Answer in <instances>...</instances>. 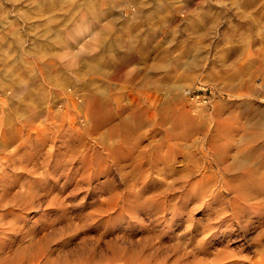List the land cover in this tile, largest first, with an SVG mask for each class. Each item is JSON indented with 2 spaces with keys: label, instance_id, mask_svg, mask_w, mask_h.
<instances>
[{
  "label": "rangeland",
  "instance_id": "rangeland-1",
  "mask_svg": "<svg viewBox=\"0 0 264 264\" xmlns=\"http://www.w3.org/2000/svg\"><path fill=\"white\" fill-rule=\"evenodd\" d=\"M47 1L52 7L39 11L38 0H0V264H63L130 236L149 245L154 264L167 257L168 264H264V193L243 204L240 216L227 186L246 173L239 165L228 170L234 158L264 146V136L248 137L264 135V0L245 7L243 0H96L98 14L84 10L88 0L64 2L70 10ZM202 6L212 14L203 17L204 33L192 34L189 19ZM166 49L172 57L156 69ZM128 50L135 55L122 71L87 68ZM201 87L216 96L197 106L188 93ZM99 89L118 113L109 126L91 118ZM142 110L146 128L111 138L112 127ZM163 112L170 119L164 128L193 133L165 138ZM120 144L137 146L136 163L110 155ZM39 181L51 183L29 206L12 199ZM106 183L116 198L102 191ZM33 243L37 252L26 247Z\"/></svg>",
  "mask_w": 264,
  "mask_h": 264
},
{
  "label": "bare ground",
  "instance_id": "bare-ground-1",
  "mask_svg": "<svg viewBox=\"0 0 264 264\" xmlns=\"http://www.w3.org/2000/svg\"><path fill=\"white\" fill-rule=\"evenodd\" d=\"M47 0H38V4H39V7L37 10H41L42 11V8H46L48 7V9L50 8L49 5H47L46 7L45 4L48 2H46ZM53 1V0H52ZM58 2L57 3H60L59 5L60 6H63L66 4L64 2L66 1H70V0H57ZM85 1V0H83ZM252 0H243V6L245 7V5H250ZM53 3V2H52ZM17 4V3H16ZM55 4V3H54ZM68 4V3H67ZM66 4V6H68ZM238 9L240 8H244L241 3L238 4ZM53 4H51V7H52ZM163 5V4H162ZM160 6V10L158 12L161 13V19H163V16L162 14L164 15V13L166 12V8L164 6ZM55 6V5H54ZM58 6V4H57ZM71 6V5H70ZM82 6V5H81ZM80 6V7H81ZM6 7V6H4ZM56 7V6H55ZM69 7V6H68ZM68 7L67 10H68ZM79 7V8H80ZM84 10H88V11H91L95 14H98L100 10H98V7H97V3H96V0H88L87 1V5H84ZM82 7V8H83ZM66 8H62V9H66ZM196 8V7H195ZM60 8H58L59 10ZM71 8L69 7V10ZM199 13L196 14L194 12V14H196V16L194 18H191L189 19L190 21L188 22V26L193 30L192 34L195 32V28L198 29V31H201V34L204 33V31H202V29H206L204 28L206 26V22L204 20L203 17H205L204 15H210L212 14L211 10H209L208 8H204L202 6V8H199ZM39 10V11H40ZM44 10V9H43ZM47 10V8H46ZM57 10V7L55 9V11ZM80 10V9H78ZM165 10V12H164ZM167 10H169L167 8ZM176 10V9H175ZM196 11V10H195ZM234 11V10H233ZM50 12H53L50 11ZM167 13V12H166ZM198 15V16H197ZM44 17V16H43ZM47 17V16H46ZM207 18V17H206ZM52 22L56 21V18L52 17L50 18ZM45 20V19H44ZM163 21V20H162ZM50 22V21H49ZM84 22V20H83ZM42 23V22H41ZM52 24V23H51ZM51 24L49 23L48 25L51 26ZM78 25V24H77ZM48 26V27H49ZM247 26V25H246ZM46 29V31L49 32L50 28ZM207 27V26H206ZM84 28V27H83ZM201 29V30H200ZM69 30V29H68ZM196 31V32H198ZM203 32V33H202ZM200 33V32H199ZM208 33V32H206ZM18 34V33H17ZM233 34V33H232ZM231 34V35H232ZM42 35V34H41ZM62 34L58 35V37H61ZM57 36V35H56ZM40 37V36H39ZM54 37V35H53ZM41 38V37H40ZM127 38V37H126ZM124 39V38H123ZM128 41V40H127ZM45 45V44H44ZM35 46V45H34ZM9 47V46H8ZM41 46H39L40 48ZM61 47V46H60ZM38 48V49H39ZM43 49L45 47H42ZM155 49V48H154ZM6 50V49H5ZM44 50H47V49H44ZM42 50V51H44ZM37 51V50H35ZM39 51V50H38ZM143 51V50H142ZM146 51V50H144ZM152 51V50H151ZM150 51V53H151ZM155 51V50H154ZM141 52V51H140ZM146 52H149L148 50ZM170 50H167L166 49V52L163 53L164 55L162 56V58L159 60L160 62L157 63L156 65V69L157 68H161L164 66V60L167 59L168 57H170ZM35 53V52H34ZM135 55V53L131 50H128L125 54H123V56H120V58H113L112 59H104V58H98V59H95L93 60L92 62H89V64L87 65V68L89 71L93 72V73H105L109 70H116L117 71H122L127 65L129 62H127L128 59H130L131 56ZM162 55V53H161ZM182 55V53H181ZM228 55V54H226ZM2 57V56H1ZM136 58L138 59H141L142 58L144 59V56L140 55V56H135ZM227 57V56H226ZM225 57V58H226ZM257 57V56H256ZM134 58V57H133ZM229 58V57H227ZM159 59V58H158ZM222 59V58H221ZM223 60V59H222ZM129 61V60H128ZM134 61V60H133ZM145 61H146V58H145ZM143 61V62H145ZM178 61V60H177ZM224 61V60H223ZM24 62V61H23ZM127 62V63H126ZM227 62V61H226ZM252 62V61H251ZM125 63V64H124ZM142 63V62H141ZM179 63V61H178ZM51 64V63H50ZM162 65V66H161ZM170 65V64H169ZM168 66V65H167ZM165 67V66H164ZM86 68V70H87ZM154 68V67H153ZM195 68V67H194ZM252 67H249L248 70L250 69L251 70ZM155 69V68H154ZM169 69V68H168ZM16 70V69H15ZM161 70V69H160ZM243 70V69H242ZM242 70L240 71L241 73ZM249 70V72H251ZM217 71V70H216ZM154 73V71H153ZM245 73V72H244ZM13 75V74H12ZM91 75V74H89ZM235 75V74H233ZM239 75V74H238ZM81 79V78H80ZM83 79V78H82ZM84 80V79H83ZM18 81V80H17ZM22 81V80H21ZM232 81V80H231ZM228 82V81H226ZM64 84V83H63ZM90 83L87 82V81H83V84H82V88H89L90 87ZM36 86V85H35ZM101 86V85H100ZM225 86V85H224ZM234 86V85H233ZM60 87V86H59ZM105 87V86H104ZM35 88V87H34ZM235 88V87H234ZM239 89V88H238ZM240 89H243V88H240ZM239 89V90H240ZM250 89V88H249ZM248 89V90H249ZM87 90V89H85ZM103 90V89H102ZM101 89L98 90V94L101 96L99 99H95L92 103V120L94 121L96 127H101V126H105V125H111L114 120L117 118V112L114 110V102L113 100L108 97V93L106 90L102 91ZM242 91V90H240ZM251 91V89H250ZM22 96V95H21ZM20 97V96H19ZM35 98V96H34ZM79 98L81 99L82 97L79 96ZM78 98V99H79ZM67 99V98H66ZM77 99V101H79ZM24 100V99H23ZM26 100V99H25ZM29 103V101H27ZM32 103V102H31ZM79 105H83L82 104V99L81 101L78 102ZM197 106H200V104H197ZM145 111V110H144ZM142 110V112H140L139 114H135L134 115H129L125 118H122L121 120V124H118L117 127H112L111 129V138L114 137H117L118 138V141H123L125 138H128V137H131L133 135H135L137 132L136 130H138L136 127L138 126L139 129L142 131L144 128H146L149 123L148 121H150V116L148 113L144 112ZM264 113V112H263ZM161 114V113H160ZM162 116L160 117L161 118V127L159 128L160 131L164 132V134L162 132H158L156 131V133H159V134H163L165 135L166 137L165 138H169L171 136H175V137H183V136H189L190 133H193L192 131H190L189 127L188 129L185 128L183 130H177L176 126H171L172 128H164L167 126V123L169 122L168 120V115L164 112L161 114ZM173 118V117H172ZM152 120V119H151ZM158 121V120H157ZM168 121V122H167ZM148 123V124H147ZM151 123V122H150ZM254 123V122H253ZM166 124V125H165ZM171 124V123H170ZM164 125V126H163ZM176 127V128H175ZM234 128V127H233ZM164 129V130H163ZM166 129V130H165ZM244 129H247L244 127ZM223 130V129H222ZM229 132V128L227 129ZM198 132H202L204 131L203 130V127L199 128L197 130ZM207 131V130H206ZM226 132V130H224ZM233 131V130H232ZM234 131H237V130H234ZM216 132V131H215ZM218 132V131H217ZM223 132V131H222ZM208 133V132H207ZM234 133V132H233ZM238 133V132H237ZM202 134V133H201ZM232 134V133H231ZM192 135V134H191ZM226 135V133H225ZM232 135H235L232 134ZM220 136V135H219ZM243 136V135H242ZM264 135L262 134H257V133H254L252 136H248L250 137L252 140H256V138L258 137H262ZM163 138V137H162ZM163 138V139H165ZM213 138V137H212ZM225 138V137H223ZM233 138V137H232ZM109 139V136L107 135L106 136V140ZM113 139V138H112ZM162 139V140H163ZM171 139V138H170ZM242 139V138H241ZM216 140V139H215ZM117 141V140H116ZM168 141V140H166ZM219 141V139H218ZM217 141V142H218ZM221 141V140H220ZM226 141V140H225ZM212 142V141H211ZM214 143V142H213ZM235 143V142H234ZM222 144V143H220ZM218 145V143H217ZM170 146V145H169ZM214 147V146H213ZM222 147V148H221ZM139 148V146H138ZM221 150L225 153V152H229L228 148H224L223 146H220ZM224 148V149H223ZM230 148V147H229ZM137 149V146H135L133 149H131L130 151H128L127 149L124 148L123 144H120L116 147H110L109 148V153L112 157L114 158H121V159H124V160H129L133 163H136L137 159L134 157L135 154L134 152L136 151ZM171 149V148H170ZM161 150V149H160ZM233 150V149H232ZM172 151V150H171ZM170 151V152H171ZM214 151V150H213ZM218 151V150H217ZM172 153V152H171ZM243 153V152H241ZM244 153H245V150H244ZM247 156L245 157H242L243 160H241V158H234V162L232 163V165L230 166V169L228 168V170H238L240 167V169L242 168H245L244 170L246 171V173L244 175L241 176V179L240 176L237 177L238 179V182H234L232 180L228 181L227 182V186H228V190L232 193V198L231 199V205L236 209L237 211V214L239 213L240 216H242V214H245L246 210H247V207L245 206L246 204L248 205L249 201L253 198H256L257 196H259L260 194L264 193L263 192V186L262 185V182L264 183V175H261L259 176L258 174L260 173V171L262 170V168L264 167V146L262 144V146L260 145L258 148H254V149H250L249 151L246 152ZM177 154V153H176ZM218 154V153H217ZM220 154V153H219ZM141 156V155H140ZM163 156H166V155H163ZM188 156V155H187ZM218 156V155H217ZM176 157V156H175ZM226 157V156H225ZM163 158V157H162ZM221 158V157H220ZM189 160V159H187ZM257 161V165L258 163L260 164V166L262 167H256L255 164L254 166L253 165H249V163L251 161ZM172 161V160H171ZM192 161H195V162H198L196 160V158L193 157L192 155V159H191V162ZM255 163V162H254ZM238 165L240 166L238 168ZM169 169V168H167ZM165 170V169H164ZM102 176V173L100 172L98 174V177ZM244 176H246V179L244 178ZM261 182V183H260ZM18 183V182H17ZM16 181H14L13 183L12 182H8L6 186V191H10V188H14V186H16ZM51 182L48 181V182H45V181H39L38 182V186L34 189L33 192H27V193H23L21 192L22 194H14L12 196V199L15 200L18 198H24L25 199V203L29 206L31 204V202L33 201V199L36 197V195L39 193V191H44L45 189L43 188L42 189V186H44L45 188L50 184ZM18 185V184H17ZM264 185V184H263ZM54 189L57 188V180H55V182L53 183V187H51ZM102 191H109L111 192L112 194V198H116L115 196H117V192L113 189V187L109 184V183H106L105 185H103L101 187ZM12 190V189H11ZM51 190V189H50ZM20 191V190H19ZM102 193V192H101ZM104 193V192H103ZM8 194V193H7ZM139 194V193H138ZM10 195V193H9ZM264 194H262L263 196ZM135 196V195H134ZM10 197V196H9ZM119 197V196H118ZM140 197V195L138 196ZM137 198V197H136ZM224 198V197H223ZM11 199V200H12ZM22 199V200H24ZM58 199V198H57ZM15 200V201H17ZM55 200V199H54ZM134 200V199H132ZM21 202V200H19ZM106 201V200H105ZM146 201V200H145ZM224 201V200H223ZM36 202V201H35ZM57 202V201H56ZM142 202V200H141ZM24 203V201H23ZM101 203V202H100ZM109 203V202H107ZM125 203V202H124ZM52 204V203H51ZM151 204L153 205V207L156 205L155 202L151 201ZM245 204V205H243ZM26 205V206H27ZM99 206V205H98ZM103 206V205H102ZM105 206V205H104ZM141 206V205H140ZM157 207V205H156ZM158 208V207H157ZM123 212L127 213L126 210H122ZM136 209H133V210H130V214L132 215H136ZM155 212H156V209L154 208V211L150 212V217H154L155 216ZM244 216V215H243ZM17 218V217H16ZM112 226V225H111ZM118 228V227H117ZM120 228V227H119ZM116 230V229H115ZM123 232V231H122ZM133 236V235H132ZM151 236V235H149ZM153 237V236H152ZM118 239V238H117ZM120 240H116V242H112V243H107V247H105V249H103L100 245H95L94 247L90 248V251L86 254H81L80 257H78V259L75 260H69V258H67V256L65 258H67V261H65V263L67 264H85V262H88L90 260V262L92 263H96V264H154V255L149 251L151 249H149V245H146V244H138L136 243L135 239L133 237H127V240L128 242H126V240H124L123 237L119 238ZM147 239V237L145 238V240ZM148 240V239H147ZM120 241H122L121 243H119ZM128 244V245H127ZM264 244V243H263ZM40 245V244H39ZM35 246L36 244H30L26 247H29V249H35ZM105 246V245H104ZM25 247V249H26ZM24 248V247H23ZM38 247L36 246V249ZM41 248V247H39ZM25 249H21L20 248V252ZM35 249V252H37ZM40 250V249H38ZM42 250V249H41ZM40 250V251H41ZM29 251V250H27ZM31 251V250H30ZM33 252V251H32ZM85 252V251H84ZM79 256V255H78ZM72 257H75V256H72ZM71 258V257H70ZM62 260V259H61ZM64 260V259H63ZM62 260V261H63ZM169 262V259L168 257L163 260L162 262H159L157 259H156V262L155 264H168ZM64 261H63V264H65Z\"/></svg>",
  "mask_w": 264,
  "mask_h": 264
},
{
  "label": "built area",
  "instance_id": "built-area-1",
  "mask_svg": "<svg viewBox=\"0 0 264 264\" xmlns=\"http://www.w3.org/2000/svg\"><path fill=\"white\" fill-rule=\"evenodd\" d=\"M216 95L208 88L201 87L198 90H194L188 93L189 100L195 105L208 104L212 102Z\"/></svg>",
  "mask_w": 264,
  "mask_h": 264
}]
</instances>
